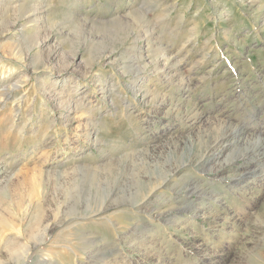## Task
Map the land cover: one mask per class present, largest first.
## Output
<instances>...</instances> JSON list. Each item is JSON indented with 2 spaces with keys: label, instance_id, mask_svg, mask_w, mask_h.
<instances>
[{
  "label": "rangeland",
  "instance_id": "rangeland-1",
  "mask_svg": "<svg viewBox=\"0 0 264 264\" xmlns=\"http://www.w3.org/2000/svg\"><path fill=\"white\" fill-rule=\"evenodd\" d=\"M18 4L0 264H264V0H0Z\"/></svg>",
  "mask_w": 264,
  "mask_h": 264
},
{
  "label": "bare ground",
  "instance_id": "bare-ground-1",
  "mask_svg": "<svg viewBox=\"0 0 264 264\" xmlns=\"http://www.w3.org/2000/svg\"><path fill=\"white\" fill-rule=\"evenodd\" d=\"M19 1V0H18ZM22 1V0H21ZM240 1H242V0H240ZM250 1V0H249ZM11 2V1H10ZM17 3V2H16ZM22 3V2H21ZM245 3V2H244ZM253 3V2H252ZM4 4V3H3ZM9 3H7V5H8ZM251 4V3H250ZM255 4V3H254ZM23 5H24V3H23ZM22 4H18V5H14V6H12V7H10V8H8L10 5H8V7H5V8H1L0 7V10L2 11V13H4V12H7V11H9V12H12L11 14H15L16 12H17V10L20 8V7H22L23 6ZM0 6H4V5H0ZM28 7V6H27ZM46 7V6H45ZM253 7V6H252ZM49 8V7H48ZM47 7L45 8V10L44 11H46L47 12V9H48ZM256 8V7H255ZM258 8V7H257ZM37 9H39L38 7H36V6H31L28 10H26L24 13H23V15L25 16L24 17V22H22L21 21V23H20V27L23 29L25 26H26V24L28 23V22H30V20L32 21V19H30V17L31 16H33L34 15V13L37 11ZM114 12H116V10L114 9ZM132 13V12H131ZM131 13H129V14H131ZM129 14H127V15H129ZM132 15V14H131ZM22 18V17H21ZM122 18H124L125 19V16H117V17H114L113 19H111V20H107V23H110V22H120V21H124V19H122ZM36 21V20H35ZM14 22V21H13ZM147 28V27H146ZM149 29V28H148ZM60 32H61V34H63V30L61 31L60 30ZM145 33V32H144ZM146 33H147V31H146ZM142 35V34H141ZM129 36V35H128ZM144 36V35H143ZM46 37V36H45ZM143 38V37H142ZM134 40V39H133ZM132 40V41H133ZM136 40V39H135ZM138 40V39H137ZM140 41V40H139ZM121 42V41H120ZM126 42V41H125ZM129 42V41H128ZM131 42V41H130ZM146 43V42H145ZM39 42H36L35 44H34V46L36 47H38L39 46ZM130 44V43H129ZM128 43H127V45H129ZM121 45V44H120ZM133 45V44H132ZM131 45V46H132ZM121 47V46H120ZM128 47H130V46H128ZM133 47V46H132ZM140 47V46H139ZM119 48V47H118ZM115 49V48H114ZM126 49H127V47H126ZM139 49V48H138ZM142 49V48H141ZM158 49V48H157ZM120 50V49H119ZM159 50V49H158ZM168 50V49H167ZM114 51V50H113ZM123 51V50H122ZM125 52H126V50H125ZM18 53V50H15V54H17ZM112 54V53H111ZM164 55V54H163ZM170 55V54H169ZM157 56V55H156ZM55 57V56H54ZM104 57H106V58H108V57H110V56H108V55H106V56H104ZM167 57V56H166ZM101 58V57H100ZM171 61V59L168 61V62H170ZM165 62V61H164ZM129 67V66H128ZM165 67H166V65H165ZM132 69H133V67H132ZM158 70V69H157ZM171 70V69H170ZM169 70V71H170ZM130 72V71H129ZM132 72V71H131ZM167 74V73H166ZM170 74V73H169ZM57 75H59V74H57ZM60 76H62L61 74H60ZM24 77H26V76H24ZM23 77V78H24ZM165 77V76H164ZM28 78V77H27ZM57 78L58 77H55V81L57 80ZM21 79V78H20ZM100 80V79H99ZM22 81V80H21ZM134 82V81H133ZM107 83V82H106ZM132 83V82H131ZM104 84V83H103ZM42 85L43 86H45L43 83H42ZM41 86V85H40ZM16 87H19V82L17 81V78H16V80H14L13 81V83L11 84V86H9V88H16ZM142 87V86H141ZM140 87V88H141ZM42 88V87H41ZM18 89V88H17ZM2 91V90H1ZM100 91L101 92H103L104 91V87H102V85H101V87H100ZM135 91H141V90H135ZM15 92V91H14ZM41 93H42V95H43V97L44 98H46V99H50L51 98V96L48 94V93H50V91H47L46 89L44 90H41ZM6 94L7 93H5V92H1V95L3 96V98H4V96H6ZM19 94V93H18ZM87 94V93H86ZM14 95V94H13ZM20 95H22V94H20ZM84 96V95H83ZM82 96V97H83ZM104 96V95H103ZM15 98V97H14ZM18 98H22V96H20V97H18ZM53 98V97H52ZM2 99V98H1ZM45 99V100H46ZM17 100V99H16ZM52 100V99H51ZM165 102V101H164ZM2 104V103H1ZM18 104V103H17ZM158 104V103H157ZM6 105H7V103H6ZM14 105V104H13ZM1 106H3V104L1 105ZM83 106V105H82ZM17 108V107H16ZM172 108V107H171ZM168 109V108H167ZM201 113V112H200ZM63 115V114H62ZM12 119V118H11ZM70 120V118H69V114H67L66 115V117H64V122L66 123V122H68ZM220 121V120H219ZM218 121V122H219ZM222 121V120H221ZM216 123V122H215ZM214 123V124H215ZM220 123V122H219ZM13 124V123H12ZM67 124V123H66ZM222 124V123H221ZM226 124V123H225ZM218 126V125H217ZM220 126H222V125H220ZM229 129V128H228ZM231 130V129H230ZM21 132H23V131H21ZM233 132V131H232ZM236 132V131H235ZM225 133V132H224ZM223 133V134H224ZM238 133V132H237ZM21 134V133H20ZM234 134V133H233ZM238 134H240V133H238ZM225 135V134H224ZM20 136H22V135H20ZM89 136V135H88ZM222 136V135H221ZM235 136V135H234ZM219 138V137H218ZM222 138V137H221ZM226 138V137H225ZM246 138V137H245ZM236 139V138H235ZM232 140V139H231ZM246 140V139H245ZM219 142V141H218ZM220 142H221V139H220ZM226 142H228V141H226ZM232 142V141H231ZM47 143V142H46ZM209 143V142H208ZM212 143H215V142H212ZM242 143V142H241ZM228 144V143H227ZM218 146H220V144L218 145ZM226 146V145H225ZM219 149V148H218ZM216 151V150H215ZM206 152V151H205ZM229 153V152H228ZM149 154V153H148ZM200 154H202V153H200ZM218 154H219V152H218ZM219 156V155H218ZM222 156V155H221ZM206 158V157H205ZM225 158H226V156H225ZM220 159V158H219ZM231 159V158H230ZM233 159V158H232ZM215 160V159H214ZM196 161V160H195ZM221 161V160H220ZM214 162V161H213ZM228 162V161H227ZM220 163H222V162H220ZM226 163V162H225ZM229 163V162H228ZM245 163V162H244ZM213 164V163H212ZM177 166V165H176ZM218 166V165H217ZM178 167H179V165H178ZM177 169V168H176ZM211 170V169H210ZM215 170V169H214ZM234 170V169H233ZM255 170V169H254ZM217 171V170H216ZM48 172V171H47ZM47 172H45V173H47ZM49 173V172H48ZM246 173V172H245ZM245 173H243V174H245ZM14 174H16V172H14V173H12V175L14 176ZM174 174V173H173ZM215 174H217V173H215ZM49 175V174H48ZM167 177V176H166ZM6 177L4 176V177H1L0 178V189L1 188H3V189H7V186H8V183H9V180H7V179H5ZM239 179V178H238ZM247 179V178H246ZM167 181V180H166ZM165 182V181H164ZM252 183V182H251ZM250 184V183H249ZM150 187V186H149ZM154 187L152 186V189H153ZM151 189V190H152ZM155 189V188H154ZM154 191V190H153ZM240 191V190H239ZM154 193V192H153ZM148 195V194H147ZM142 196V195H141ZM7 199H10L9 198V196H7L6 197ZM144 199V198H143ZM134 201H136V200H134ZM29 202V201H28ZM124 202V201H123ZM123 202H121V203H123ZM143 202V201H142ZM17 203V202H16ZM24 203V202H23ZM113 203V202H112ZM111 203V204H112ZM121 203H119V204H121ZM132 203H134V202H132ZM30 204V203H29ZM125 204V203H124ZM129 204V203H128ZM16 205V204H15ZM115 206V205H114ZM132 206H133V204H132ZM18 207H19V204H18ZM17 207V209H19ZM108 207V205H99L98 206V208L97 209H95L96 211H97V214H100V213H104V211H106L105 209ZM131 207V206H130ZM134 207V206H133ZM24 208V207H23ZM21 209V208H20ZM25 209H27L26 207H25ZM132 210V209H131ZM165 210V209H164ZM23 211H25V210H23ZM166 211V210H165ZM18 212V211H17ZM160 212H161V210H160ZM73 214V213H72ZM21 215V214H20ZM53 215V214H52ZM51 215V216H52ZM56 215V214H55ZM68 215H69V213H68ZM76 215V214H75ZM77 216V215H76ZM79 216V215H78ZM165 216V215H164ZM21 217V216H20ZM23 217V216H22ZM24 218V217H23ZM57 219V217L56 216H54L53 217V220L52 221H54V220H56ZM70 219V218H69ZM10 221V220H9ZM25 221V220H24ZM63 222L64 221V218L63 219H60V220H58L57 222ZM5 223H7L6 221H4ZM3 221H2V223H4ZM12 222H14V221H12ZM23 222V221H22ZM1 223V222H0ZM50 223V222H49ZM15 224V223H14ZM45 224V223H44ZM5 225V224H4ZM10 225H12L11 223H10ZM69 225V224H68ZM7 226H8V224H7ZM45 226V228L46 229H49V228H52V225H50V224H47V225H44ZM11 227H13V226H11ZM57 227H58V225H57ZM15 230V229H14ZM17 231V230H16ZM53 232V231H52ZM15 233V232H14ZM71 233V232H70ZM74 234V233H73ZM1 235V234H0ZM45 235V234H44ZM68 235V234H67ZM70 235V234H69ZM3 236V235H2ZM1 236V237H2ZM74 236V235H73ZM5 237V236H4ZM8 237V236H7ZM65 237V236H64ZM70 237V236H69ZM75 238V237H74ZM9 238H7V240H8ZM65 239V238H64ZM9 240H11V239H9ZM8 240V241H9ZM67 240H69L68 238H67ZM2 241H4V239L2 240ZM11 241H13V239L11 240ZM71 241H72V237H71ZM67 242V241H66ZM11 243H13V242H11ZM14 243H15V241H14ZM38 243V242H37ZM3 244V243H2ZM5 244H7V243H5ZM33 244V243H32ZM16 244H14V246H15ZM29 245V244H28ZM31 246H33V245H31ZM17 247V246H16ZM20 247V246H19ZM30 248L31 247H26L24 250H22V252H21V255H22V257L23 258H25V257H27V255H28V252H29V250H30ZM21 250V249H20ZM1 252V251H0ZM14 251H13V249H12V253H13ZM20 252V251H19ZM2 253V252H1ZM4 254V253H3ZM14 254V253H13ZM227 254V253H226ZM16 255H17V253H16ZM16 255H14L15 257H16ZM18 255H20L19 253H18ZM30 255V254H29ZM28 255V256H29ZM111 258V257H110ZM1 262V261H0ZM132 262V261H131ZM3 264V263H2ZM8 264V263H7Z\"/></svg>",
  "mask_w": 264,
  "mask_h": 264
}]
</instances>
